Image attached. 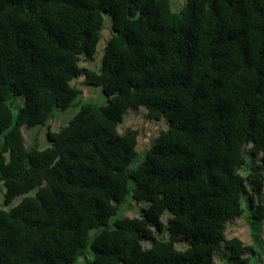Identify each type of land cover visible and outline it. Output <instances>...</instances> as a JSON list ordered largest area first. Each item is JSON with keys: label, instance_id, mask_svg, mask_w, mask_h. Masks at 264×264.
I'll list each match as a JSON object with an SVG mask.
<instances>
[{"label": "trees", "instance_id": "1", "mask_svg": "<svg viewBox=\"0 0 264 264\" xmlns=\"http://www.w3.org/2000/svg\"><path fill=\"white\" fill-rule=\"evenodd\" d=\"M140 106L166 128L130 167L139 131L118 125ZM39 125L48 144L27 145ZM245 152L261 162L243 175ZM263 188L264 0H0V264H214L224 247L248 264ZM130 200L146 206L109 223ZM241 216L251 244L225 239Z\"/></svg>", "mask_w": 264, "mask_h": 264}, {"label": "rangeland", "instance_id": "2", "mask_svg": "<svg viewBox=\"0 0 264 264\" xmlns=\"http://www.w3.org/2000/svg\"><path fill=\"white\" fill-rule=\"evenodd\" d=\"M184 0H172L173 7H177L182 4ZM106 23H108L106 21ZM108 35V30L106 28L103 29L102 41ZM102 54V50L100 52ZM100 57L95 58L90 62H83L82 65L90 66L97 68L99 65ZM83 81V77H79L76 82H79L78 85L82 88L83 94L81 96L82 101H90L98 105H104L106 103V97L102 93L101 89L96 86L83 85L81 82ZM23 101L21 100L22 104ZM77 106H71L65 112H59L52 116L47 124L51 130H58L63 124H65L71 115L75 113ZM17 111V104L12 106V112L15 115ZM126 128H136L139 131V135L137 138V156L130 164V167L135 166L143 157L144 151L149 148L155 141V138L158 136L160 130L166 128V123L164 118L160 119H152L148 118L146 115V110L144 107L138 108H128L123 115L121 123L118 125V132L123 133ZM46 126H33L30 128H23L24 140L26 144H30L32 140L36 139L37 145L39 147H44L48 144L47 137L45 135ZM261 160L259 157H251V155L245 152V164L240 167L239 171L245 175L249 171V168L257 163H260ZM4 188L2 187V192ZM33 192H31L32 194ZM259 201L264 203V188L260 193ZM21 197H18L16 201H18ZM2 206L1 201V193H0V207ZM146 204L144 202H133L130 200L129 206L124 208V210L117 211L116 215L112 216L109 220V223L113 221L115 217L119 215H126L129 217L139 215L141 208L145 207ZM6 208L9 207L5 206ZM165 217V216H163ZM225 239L228 240L232 237H237L242 244H251L252 243V235L250 230V224L247 222L245 216L237 217L233 220H230L226 223L225 227ZM259 236L262 240L261 247H256V253L252 254L250 250H245L241 257L245 258L247 255L252 254L248 264H264V220L262 222ZM225 254H229V248L224 247L220 253H217L214 257V264H247V262L243 263L238 258H230L225 257ZM82 261V260H81ZM81 261H77L74 264H82Z\"/></svg>", "mask_w": 264, "mask_h": 264}]
</instances>
